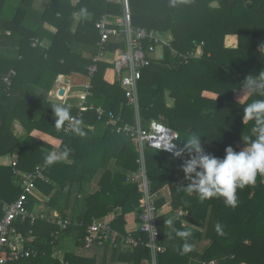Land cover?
<instances>
[{
	"label": "trees",
	"instance_id": "16d2710c",
	"mask_svg": "<svg viewBox=\"0 0 264 264\" xmlns=\"http://www.w3.org/2000/svg\"><path fill=\"white\" fill-rule=\"evenodd\" d=\"M25 1L30 0H22L11 18L0 15V39L9 30L8 42L16 44L20 53L17 60L0 59V157L17 154V167L21 170L43 166L45 178L36 180V188L49 196V204L70 222L61 229L56 219L53 223L44 218L33 223L29 218L16 220L14 225L25 236L36 235L31 246L38 255L11 264H45L43 261L52 258L58 244L55 232L57 236L64 231L75 232L81 245L86 227L94 219L102 223L98 218L111 211L115 213L109 221L111 228L140 241L134 247H122L123 241L114 237L100 246L105 250L110 247L114 258L124 263L149 261L150 250L142 243L147 237L139 230L141 192L135 182L126 180L139 167L136 145L110 126H104L99 135L87 127L104 125L96 118L98 105L120 114L125 122H135L134 107L115 79L114 59L125 48L123 38L109 41L107 49L114 54L111 61L100 60L93 75L88 71L95 53L93 47L99 39L96 21L103 14H121V6L105 0H48L43 11H37L34 23L28 24L24 22ZM3 5L4 0H0V13ZM129 9L133 27L159 33L170 31L173 35L170 47L163 48L162 58L153 60L142 71L138 115L143 125L151 120L167 124L178 132L180 149L191 135H201L204 150L221 158L228 146L240 151L251 144L256 139L252 131L255 122L243 121L244 107L264 100V96L243 91L242 86L249 75L264 72V0H176L175 7L170 6V0H129ZM82 11L92 13V19H80L72 32L76 13ZM44 22L56 31L45 29ZM233 35L236 43L226 45L227 38ZM45 37L50 39L47 48L39 44ZM73 40L80 42V46L71 45ZM34 41L37 42L33 44ZM171 48L180 53L193 51L194 56L184 62L172 55ZM73 73L80 75L84 84L89 82L90 93L87 109L77 117L79 126L66 132L64 127L69 119L57 126L52 107L59 103L47 101L46 96L59 74L69 75V83L74 85ZM40 88L42 94L38 93ZM167 91L175 101L173 106L166 104ZM64 106L69 109V118L79 112L77 106ZM15 120L25 129L21 136L12 131ZM40 132L50 139L40 140ZM52 148H58L60 158L49 165L46 157ZM144 154L150 191L155 193L167 185L172 208L176 212L181 210L182 219L193 226H181L177 221L174 239H164L163 223L158 217L159 244L164 251L157 254V264H167L171 251L177 255L185 253L188 258H218L221 264H264V175H257L255 184L238 188L237 204L231 207L222 197L200 200L196 192L187 190L190 181L184 178L181 168L188 158L186 150L175 156L147 147ZM111 159L115 160L113 170H109ZM100 170L99 189L86 193L87 184ZM20 193L13 166L0 165V199L10 203ZM73 195L82 202L81 209L75 217H68L64 214L66 207L59 201L64 199L66 205ZM35 201L34 195L28 196V210ZM134 222L137 228L127 229ZM178 230L187 231L190 236L181 238L177 236ZM203 237L212 241L204 254L199 256L192 249L183 251L185 244L191 246ZM64 264L109 263L67 254Z\"/></svg>",
	"mask_w": 264,
	"mask_h": 264
},
{
	"label": "built area",
	"instance_id": "2783aa9c",
	"mask_svg": "<svg viewBox=\"0 0 264 264\" xmlns=\"http://www.w3.org/2000/svg\"><path fill=\"white\" fill-rule=\"evenodd\" d=\"M109 3L119 4L122 13L113 14V18L108 19L109 14H103L95 23L99 33V39L96 42V53L92 58V63L88 65L90 75L97 71V63L102 59L106 52L110 40L123 38L125 48L120 57L114 59V71L116 81L124 92L128 103L134 107L135 122L133 124L125 122L120 114L106 110L98 105L95 108L96 118L102 121L104 126H110L112 130L128 137L135 145L139 157L137 159L139 167L137 171L132 172L127 181L135 182L138 190L141 192L139 198V230L146 234V240L142 243L150 250V260L148 264H157L156 256L164 251V247L159 244V230L157 219L159 217L156 199L150 191V181L147 178L145 166V148L162 150L174 155L181 148L179 134L171 129L167 124L151 120L147 125H143L138 115V85L142 77V71L151 65L153 60H158L163 56L164 46L170 47V43L163 39L162 33L153 29L144 27H133L130 21L129 0H105ZM112 15V14H111ZM37 41H34L35 44ZM203 44V43H201ZM174 57H180L187 62L194 56L193 51L180 53L171 48ZM114 57V54H113ZM7 81V78H5ZM90 88V84L88 85ZM78 114L70 116L66 122L64 130L66 132L79 126L77 117L81 111L87 109L85 96L77 104ZM55 153L60 158L58 148H52L49 154ZM13 166V175L17 177V183L21 188L18 197L7 203L0 199V264H9L21 259L36 257L38 251L32 248V243L36 235H26L15 225L16 220L24 221L27 218L33 223L38 218H44L42 214L34 213L26 207L29 195H34L36 190V180L44 179V168L41 165H35L31 170H21L17 167V156L11 161ZM68 219L58 217L56 224L64 229L69 224ZM58 232H55V238ZM121 239L123 245L134 247L140 241L133 238L130 234L123 236L111 228L109 221L104 223L92 222L86 227V233L82 240V246L90 249L94 246H100L112 238ZM202 264H217V260L212 259L202 261Z\"/></svg>",
	"mask_w": 264,
	"mask_h": 264
},
{
	"label": "crops",
	"instance_id": "0c3cea01",
	"mask_svg": "<svg viewBox=\"0 0 264 264\" xmlns=\"http://www.w3.org/2000/svg\"><path fill=\"white\" fill-rule=\"evenodd\" d=\"M22 0H4V5L3 9L0 13V15L4 18H11L12 15L15 13L16 8H18L19 3ZM48 0H30V1H25L24 2V9H25V20L26 23L28 24H33L34 21L36 20V14L38 13L37 11H43L47 4ZM76 1V0H73ZM44 5L43 8H39V4ZM113 14L108 15V19L113 18ZM38 19V17H37ZM80 19H85V20H91L92 19V13L90 12H77L74 22L71 27V31L74 32L77 26V23ZM39 21V20H38ZM43 27L51 32H55L56 28L52 25H50L47 22L43 23ZM5 37L4 39H0V59L2 60H17L20 57L19 53V47L16 44H12L11 42H8L7 37L9 36V30L5 31ZM163 39L171 43L173 40V35L170 31L163 32L162 33ZM236 43V36H230L226 40V45H234ZM39 44L45 48H47L50 45V39L45 37ZM80 42H76L75 40L72 41L71 45L74 47L80 46ZM33 45V44H32ZM93 51L96 53V48L93 47ZM94 53V54H95ZM87 54V53H86ZM94 54L92 56H94ZM113 59V53L106 52L102 59L103 61H111ZM14 72V71H12ZM74 78L73 82L75 83L74 85L69 83V75L66 74H59L51 89L48 91V94L46 96L47 101L51 102H56L59 104H66L70 106H77V104L80 102L81 98L85 96V101L87 100V96L90 93L89 89V82H86L85 84L83 83V79H80V75L73 73L72 75ZM116 79V78H115ZM83 80V81H82ZM39 94H42L43 90L37 89ZM174 99L173 97H170L168 95V91L166 92V104L167 106H173L174 105ZM95 125H87L88 129L91 132H95L97 135L101 134L104 125H100L97 128L94 127ZM12 131L15 133L17 136H21L25 133V129L23 126L15 120L12 125ZM37 136L40 138L42 141H48L50 137L48 135H44L41 132L37 133ZM17 156V154H12V155H3L0 157V165H10L12 159ZM114 163L115 160L111 159L109 163V170H113L114 168ZM102 171L100 170L96 177L87 184L86 187V193H93L97 191L98 188V180L101 176ZM156 203L159 200H162V203L158 204V212H159V218L163 223V232L162 236L164 239H174V234L176 231L175 228V223L177 221H180L181 226H186L189 225L187 221L182 219V216L180 212L181 210H178L177 212L174 211L172 208V198H171V193L167 185L163 186L161 189L157 190L155 193H153ZM34 198L35 202L31 206V211L37 214H42L44 216V219L47 220V223L51 222L54 219H57L58 217H61V213L53 208L49 204V196H46L39 192L36 188L35 193H34ZM72 199H69V201L65 205V200L60 199L59 203L62 204V207H66L64 210V214L68 215V217L73 214V217L77 215V213L80 212L81 209V201H77L75 199V196L73 195L71 197ZM118 208V207H117ZM140 212V211H139ZM179 212V213H178ZM115 216L114 212H110L105 214L103 217L98 218L99 220L102 221V223L111 221ZM166 221H171V223H166ZM46 222V221H45ZM95 222V219L93 220ZM138 226L137 222L130 223L127 225V229H136ZM192 226V225H189ZM193 227V226H192ZM45 228V227H44ZM44 228L42 231H44ZM201 230L200 228H198ZM49 230L45 233L47 236ZM43 233V232H42ZM77 233L75 232H65L60 234L56 237V241L58 240V244L56 247H54L53 252L51 254L52 258H46L43 262L45 264H64L65 263V257L66 255H75V256H87V257H92L93 260L95 261H105L109 264H132L130 262H122L119 260V258H114V255H112L111 248L108 247L105 250V247H99V246H94L91 249H84L82 244H78L79 242L78 238L76 237ZM78 240V241H77ZM211 240L209 238H201V239H196L191 245V249L194 251V253H197V255H202L206 252L208 247L211 245ZM172 246H175V243H172ZM116 245V243H115ZM122 246V245H121ZM126 247V246H122ZM55 258V260L53 259ZM217 260V264H221L220 259L218 258H212ZM211 258L208 260H212ZM205 259H202L201 257H187L185 253H182L181 255H177V253L172 252L168 255V258L166 259L167 264H202V261H208ZM11 264V263H10ZM23 264V263H22ZM140 264H148V260H144L140 262ZM241 264H246V263H241Z\"/></svg>",
	"mask_w": 264,
	"mask_h": 264
},
{
	"label": "clouds",
	"instance_id": "9594fccd",
	"mask_svg": "<svg viewBox=\"0 0 264 264\" xmlns=\"http://www.w3.org/2000/svg\"><path fill=\"white\" fill-rule=\"evenodd\" d=\"M170 6L175 7L176 0H170ZM246 89L264 96V72L246 77L242 90ZM52 109L57 126L69 119V109L63 104L53 105ZM244 120L255 122L252 131L256 139L251 144H246L240 151L228 146L224 157L214 156L202 147L201 135L193 134L183 142L184 147L174 153L175 156H181L185 150L187 151L188 158L181 165L184 178L190 181L186 187L189 192H196L200 200L222 197L226 205L235 207L237 189L255 184L257 175H264V100H255L246 105ZM76 131L80 130L76 129ZM80 134L83 135L82 132ZM57 159V155L51 153L46 157V163L50 165ZM217 229L219 230V225ZM177 236L186 239L190 233L178 230ZM183 251H191V247L185 244Z\"/></svg>",
	"mask_w": 264,
	"mask_h": 264
},
{
	"label": "rangeland",
	"instance_id": "374dc122",
	"mask_svg": "<svg viewBox=\"0 0 264 264\" xmlns=\"http://www.w3.org/2000/svg\"><path fill=\"white\" fill-rule=\"evenodd\" d=\"M44 7V5H42L41 3L39 4V8H43ZM116 77V76H115ZM157 207H158V205H157ZM179 213V212H178ZM180 213H182V212H180ZM91 249V248H90ZM89 250V249H88Z\"/></svg>",
	"mask_w": 264,
	"mask_h": 264
}]
</instances>
